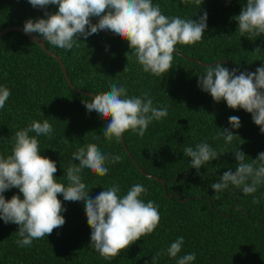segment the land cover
<instances>
[{"label":"trees","instance_id":"obj_1","mask_svg":"<svg viewBox=\"0 0 264 264\" xmlns=\"http://www.w3.org/2000/svg\"><path fill=\"white\" fill-rule=\"evenodd\" d=\"M246 2L203 0L197 5L194 0H152L169 17L199 19L207 12L203 39L193 45L178 44L172 69L161 76L143 70L126 40L104 36L101 31L86 40L79 37V47L71 50L44 42L62 60L78 89L96 95L110 91L109 84L116 83L124 85L129 96L148 92L154 107H167L168 115L153 120L143 137L131 130L124 132V145L121 139L105 138L107 124L83 103L92 98L70 89L54 58L22 33L11 31L0 38V86L11 91L0 109V155L11 154L18 130L33 120L47 119L53 132L50 137L37 139L41 154L56 162L59 182L67 184V167L79 163L72 160V153L94 143L105 154L120 155L122 160L107 163L109 172L105 176L82 171V182L91 190L89 196L94 198L113 184L120 186L119 195L123 196L134 184H142L147 192L140 198L145 203L154 201L161 217L151 234L106 260L91 247L84 203L64 201L58 194L65 208L64 225L48 237L34 240L31 246H18L19 226L0 219V264H177L179 257L192 252L196 253L192 264H264V183L248 195L231 184L218 193L211 188L225 171L235 172L234 152L238 149L246 154L248 162L264 152V133L251 113L232 109L224 100L214 101L198 84L205 66L216 62L236 69L237 75L264 66V34L241 36L237 29L235 17ZM57 10L56 5L33 7L28 0H0V30L12 25L23 27L30 18L35 20ZM127 56L131 58L127 60ZM125 66L127 70L123 71ZM230 116L240 118L238 129L229 124ZM105 121L109 123L110 118ZM224 129L236 134L231 143L219 135ZM201 142L222 154L197 171L183 150ZM127 152L144 172L165 180L166 193L173 196L167 198L159 181L138 171ZM14 194L23 198L17 188L6 190L4 196L10 199ZM254 197L259 199L258 204L252 202ZM181 236V252L176 258L169 257L167 248ZM157 252L164 254L153 261Z\"/></svg>","mask_w":264,"mask_h":264},{"label":"clouds","instance_id":"obj_2","mask_svg":"<svg viewBox=\"0 0 264 264\" xmlns=\"http://www.w3.org/2000/svg\"><path fill=\"white\" fill-rule=\"evenodd\" d=\"M33 7L45 8L58 6L53 13L35 20L28 19L23 26L26 34L36 33L51 45L71 50L79 37L108 30L126 40L133 50L137 62L145 72L161 76L172 69L176 46L193 45L201 41L207 28V12L199 19H184L180 16H166L159 4L152 0H28ZM187 2V0H184ZM201 5L203 0H194ZM93 17H99L96 23ZM241 36H261L264 34V0H247L239 15L235 17ZM131 57L127 56V60ZM127 68L123 69L126 71ZM223 63L216 62L205 66L199 75L198 84L203 91L210 93L213 100L226 101L232 109L242 108L252 114L254 123L264 133V66L254 72L243 71L236 74ZM110 91L96 94L92 99L84 100L86 109L95 112L104 119L110 118L103 130L106 139L113 137L117 141L128 130L143 137L153 120L168 115L167 107L153 106L148 92L140 96H129L124 85L109 84ZM11 91L0 86V109L4 108ZM229 124L239 128L240 118L230 116ZM34 132V136L29 133ZM53 127L47 119L32 123L16 132L10 155H0V219L4 223L19 226L18 246H31L34 240L51 235L54 229L62 227L65 211L58 194L64 201L83 202L87 223L91 228V247L106 260L115 258L121 250L151 234L160 223L159 206L149 200L145 203L140 197L147 192L142 184H134L121 196L120 186L113 184L99 192L94 198L89 196L86 184L82 182L84 169L105 176L109 172L107 163L122 160L120 155L105 154L100 148L89 143L72 153L71 163L65 173L67 184L56 178L57 165L51 158L42 155L39 136H51ZM226 143H231L236 135L228 129L222 130ZM219 138V137H215ZM67 139V138H66ZM184 155L191 158L192 168L199 171L202 165L215 160L222 153L217 152L207 142L186 146ZM235 172L225 171L218 182L211 184L214 192H221L231 184L242 188L245 195L253 194L264 183V152L251 162L246 154L238 149ZM11 188L19 189L6 199L4 193ZM254 204L259 203L253 198ZM184 245V237H178L167 248V255L176 258ZM157 252L153 261L163 255ZM196 253H187L178 258L177 264H192Z\"/></svg>","mask_w":264,"mask_h":264},{"label":"water","instance_id":"obj_3","mask_svg":"<svg viewBox=\"0 0 264 264\" xmlns=\"http://www.w3.org/2000/svg\"><path fill=\"white\" fill-rule=\"evenodd\" d=\"M98 19H99V17H94V18H92V22L95 23V22L98 21ZM11 31H16V32H19V33L24 34V35H25L26 37H28L32 42H34L35 44H37V45H38V46H39V47H40V48H41L46 54H48L49 56H51L52 58H54V59L58 62L59 66H60V68H61V70H62V73H63L64 79H65L66 83L68 84V86L70 87L71 90H73L74 92H77V93H79V94L89 96V97H91V98L95 96V95H93V94H91V93H89V92H86V91H83V90H81V89H78L77 87H75V86L71 83V81H70V79H69V77H68L67 71H66V69H65V66H64V64H63V62H62V60H61V59H60V58H59L54 52L50 51L49 49H47V48L45 47V45H44L45 39H44L43 37L36 36V35L33 34V33L26 34V33L23 31V27H22V26H19V25H12V26L4 27V28H2V29L0 30V38H1L3 35H5V34L11 32ZM101 33H102L104 36H107V37L116 36L114 33L109 32V31H107V30H101ZM191 59H193V58H191ZM193 60H196V59H193ZM196 61H197V60H196ZM221 61H226V59H222ZM200 63H201V62H200ZM201 64H203V63H201ZM203 65H205V64H203ZM100 118L103 120V122H104L105 124H108V122L105 121L104 118H102V117H100ZM121 142H122V144L124 145L123 138H121ZM124 149L127 150L125 146H124ZM127 155H128V156L131 158V160L134 162V165H135V167L138 169V171H140L144 176H146V177H151V178H153V179L159 181V182L162 184L163 192H164V194H165V196H166L167 198H171V197L173 196V194L167 195V193H166V187H165V180H163L162 178H159V177H157V176L150 175V174L144 172V171L139 167V165L134 161V159L132 158V156L130 155L129 152H127ZM178 198H179V197H178ZM179 200H180L181 202L185 201V200L180 199V198H179Z\"/></svg>","mask_w":264,"mask_h":264}]
</instances>
